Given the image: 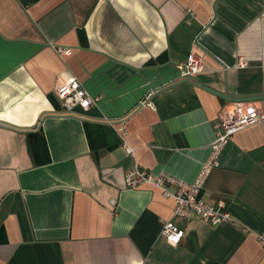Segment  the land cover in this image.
<instances>
[{
	"label": "crops",
	"instance_id": "0c3cea01",
	"mask_svg": "<svg viewBox=\"0 0 264 264\" xmlns=\"http://www.w3.org/2000/svg\"><path fill=\"white\" fill-rule=\"evenodd\" d=\"M190 53L202 71L182 79ZM59 78L97 102L63 111ZM260 95L264 0H0V264H264V121L233 134L205 179L203 199L224 202L229 223L175 216L159 188L124 182L137 165L192 183L221 109L264 114L248 100Z\"/></svg>",
	"mask_w": 264,
	"mask_h": 264
},
{
	"label": "built area",
	"instance_id": "2783aa9c",
	"mask_svg": "<svg viewBox=\"0 0 264 264\" xmlns=\"http://www.w3.org/2000/svg\"><path fill=\"white\" fill-rule=\"evenodd\" d=\"M58 53L63 56L68 55L70 51L59 50ZM237 65L243 67L245 62L240 59ZM177 68L180 78L189 79L202 71V57L199 54L190 53L186 61L179 64ZM54 92L63 111L67 113H74L77 109L86 111L98 100L82 88L75 78H59ZM143 104L145 101L142 100L139 105ZM262 121H264V114L254 103L236 102L225 105L219 113V122L215 125L217 132L211 143V153L192 183H186L165 172L152 175L147 170L133 165L124 174L125 185L128 188H136L142 183H148L159 188L164 196L173 199L175 216L188 219L196 214L215 227L229 223L232 219L224 202L209 204L203 199L201 191L211 168L217 163L220 150L231 136L243 128ZM118 130L122 131V129ZM125 150L129 155H133L129 147L125 146ZM169 186L174 190H169ZM161 233L174 244H178L183 238L182 229L169 220L163 222Z\"/></svg>",
	"mask_w": 264,
	"mask_h": 264
},
{
	"label": "trees",
	"instance_id": "16d2710c",
	"mask_svg": "<svg viewBox=\"0 0 264 264\" xmlns=\"http://www.w3.org/2000/svg\"><path fill=\"white\" fill-rule=\"evenodd\" d=\"M79 37L82 38V32L78 33ZM50 99L51 103L55 107V109H59V105L56 103V101L51 97V95L48 96ZM91 127L87 128L89 130ZM93 129V127H92ZM28 138H29V143L33 152V156L37 159L40 153L43 151L45 154H47V149L45 148V141L44 138L41 134V132H28Z\"/></svg>",
	"mask_w": 264,
	"mask_h": 264
},
{
	"label": "water",
	"instance_id": "95a60500",
	"mask_svg": "<svg viewBox=\"0 0 264 264\" xmlns=\"http://www.w3.org/2000/svg\"><path fill=\"white\" fill-rule=\"evenodd\" d=\"M220 96L225 97L224 95ZM248 100H264V95L248 97Z\"/></svg>",
	"mask_w": 264,
	"mask_h": 264
}]
</instances>
